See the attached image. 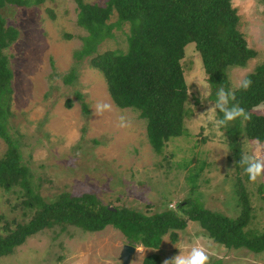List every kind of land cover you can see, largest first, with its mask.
Listing matches in <instances>:
<instances>
[{
    "label": "rangeland",
    "instance_id": "374dc122",
    "mask_svg": "<svg viewBox=\"0 0 264 264\" xmlns=\"http://www.w3.org/2000/svg\"><path fill=\"white\" fill-rule=\"evenodd\" d=\"M103 5L106 0H86ZM239 15L237 26L248 46L256 50L245 65L228 68L229 87H238L246 73L264 60V1L231 0ZM75 0H43L28 6L6 5L1 13L7 25L18 28L17 38L3 48L12 71V92L7 116L8 131L19 141L23 161L32 181L46 199L62 191L78 195L92 192L101 202L152 213L189 198L204 207L229 216L239 213L230 152L217 111L210 105V84L203 60L193 41L184 47L182 64L188 88L184 118L187 133L172 137L156 152L146 135V120L137 109L119 106L112 99L103 74L90 65V55L78 57L87 30L77 21ZM108 22L111 35L97 51L125 50L128 23H118L115 10ZM69 101V103H67ZM107 105L96 115L97 105ZM264 114V101L253 108ZM7 143L0 137V157ZM246 155L264 158V141L243 144ZM204 160L194 181L191 168ZM238 172V171H237ZM253 212V223L264 224V175L256 182L243 177ZM38 184V185H37ZM17 188V187H16ZM21 197L0 186V232L8 219L28 220L32 209ZM171 204L173 205H169ZM149 204V205H148ZM253 224V225H254ZM172 239L169 232L158 248L129 242L112 224L87 231L73 224L45 227L0 255V264H121L124 243L136 246L129 264H141L145 255L156 252L160 264L176 255H187L201 247L207 264H264V251L226 247L208 236L198 221L188 219Z\"/></svg>",
    "mask_w": 264,
    "mask_h": 264
},
{
    "label": "trees",
    "instance_id": "16d2710c",
    "mask_svg": "<svg viewBox=\"0 0 264 264\" xmlns=\"http://www.w3.org/2000/svg\"><path fill=\"white\" fill-rule=\"evenodd\" d=\"M42 1L0 0V137L7 143L0 157V186L16 193L21 197L22 206L32 209L26 221L12 218L4 222L0 232V255L12 253L27 236L45 227L66 223L87 231L101 230L112 224L129 242L158 248L165 233L169 232L175 239L177 229H183L188 219L198 221L209 237L226 247L264 251V224L259 228L253 223V208L242 174H239L240 168L246 167V164H240L242 156L246 155L244 142L251 139L264 141V114L253 109L264 101V60L242 79L252 81L248 90L239 85L234 89L229 87L228 68L245 65L256 54L237 26L239 15L232 1L106 0L101 5L75 0L78 8L76 21L87 30L82 36L83 45L75 54L78 57L90 55V65L103 74L114 102L138 110L146 120L149 143L156 152H162L172 137L187 133L184 118L188 115L185 105L188 88L182 58L185 45L190 41L195 43L210 84L209 97L216 101L217 90L221 87L232 91L235 100L230 101L229 106L238 104L251 114L248 120L238 118L226 126L220 125L230 150V169L235 171L240 205L239 213L233 217L189 198L180 200L176 208L166 205L161 210L146 213L125 204L110 208V204L101 202L92 192L74 195L62 191L53 199H46L39 193L30 168L23 161L19 141L8 131L6 115L12 92V71L3 48L17 38L18 28L6 24L1 8ZM113 10L117 13V22H126L129 26L126 49L97 51L99 42L112 33L113 23L108 19ZM216 111L218 119H222L223 113ZM199 162L189 173L194 181L204 167L205 161ZM243 174L249 180L245 171ZM263 186L259 182L258 190L262 191ZM141 264H160V255L148 253Z\"/></svg>",
    "mask_w": 264,
    "mask_h": 264
},
{
    "label": "clouds",
    "instance_id": "9594fccd",
    "mask_svg": "<svg viewBox=\"0 0 264 264\" xmlns=\"http://www.w3.org/2000/svg\"><path fill=\"white\" fill-rule=\"evenodd\" d=\"M251 85V80H243L240 82L239 87L246 91L251 87ZM232 100H235L234 92L225 91L222 87L217 90L216 102L210 105L209 109L211 111H216L218 109L221 113H223L222 119L218 121L220 125L226 126L228 122L234 121L238 118H243L244 120L251 118V114L246 112L245 109L240 107L238 104H232L229 106L230 101ZM107 107V105L98 104L95 114H102ZM240 164H246L244 171L250 182H256L258 177L264 175V158H261L259 155H244L240 160ZM169 205H172L171 202ZM136 251H140V249H136ZM208 260L209 257L203 248L193 247L191 252L187 255H176L174 258L166 259L164 264H207Z\"/></svg>",
    "mask_w": 264,
    "mask_h": 264
},
{
    "label": "water",
    "instance_id": "95a60500",
    "mask_svg": "<svg viewBox=\"0 0 264 264\" xmlns=\"http://www.w3.org/2000/svg\"><path fill=\"white\" fill-rule=\"evenodd\" d=\"M109 207L114 208L111 205H109ZM135 251H136V246L134 244L124 243L119 254L121 264H129L131 262V259Z\"/></svg>",
    "mask_w": 264,
    "mask_h": 264
}]
</instances>
